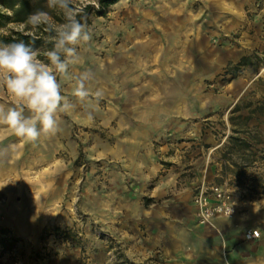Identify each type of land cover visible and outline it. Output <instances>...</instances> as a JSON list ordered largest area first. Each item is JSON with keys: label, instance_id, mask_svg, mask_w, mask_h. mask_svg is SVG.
<instances>
[{"label": "rangeland", "instance_id": "obj_1", "mask_svg": "<svg viewBox=\"0 0 264 264\" xmlns=\"http://www.w3.org/2000/svg\"><path fill=\"white\" fill-rule=\"evenodd\" d=\"M86 25L80 62L58 75L74 105L58 113L59 131L29 142L0 126V162L14 164L0 176V229L19 238L0 264H256L249 252L242 263L212 255L203 229L224 215L203 223L196 197L225 186L234 214L264 206V0H123ZM245 46L251 61L235 77ZM85 70L81 102L72 92ZM12 103L0 83V105ZM238 104L251 118L253 162L231 156L242 168L224 158ZM207 140L228 142L216 151Z\"/></svg>", "mask_w": 264, "mask_h": 264}, {"label": "clouds", "instance_id": "obj_2", "mask_svg": "<svg viewBox=\"0 0 264 264\" xmlns=\"http://www.w3.org/2000/svg\"><path fill=\"white\" fill-rule=\"evenodd\" d=\"M48 7L62 13L64 22L54 26L44 11L34 12L27 19L33 28L47 26L52 33V47L42 53L45 59L23 40L0 42V83L13 101L11 106L0 105V126L29 142L37 141L42 135H55L59 131L58 113L74 107L62 94L58 75L68 74L69 66L80 62L77 45L91 39L87 25L80 18L83 9L78 11L72 0H48ZM92 78L90 70L74 76L72 95L79 101L89 97L87 84ZM95 96L102 99V90H97ZM88 119H92L91 113ZM254 234H258L256 229L249 238Z\"/></svg>", "mask_w": 264, "mask_h": 264}, {"label": "trees", "instance_id": "obj_3", "mask_svg": "<svg viewBox=\"0 0 264 264\" xmlns=\"http://www.w3.org/2000/svg\"><path fill=\"white\" fill-rule=\"evenodd\" d=\"M119 0H98V6L89 4L85 6L83 12L81 13V20L86 24V21L90 14H96L97 16H104L107 14L108 8ZM44 11L49 14V17L53 19L52 24L59 25V23L64 22V17L56 9L48 7V0H0V42H13L23 40L26 43L31 44L35 49L41 53V58L45 59L42 53L50 49L52 44L50 43L52 33L48 30L47 26H41L38 28H33L27 23V19L30 14ZM22 25V28H16L15 26ZM251 61L250 56H244L241 62L230 70V74H233L235 77L238 76V68L246 66ZM240 105L238 104L234 110L231 117L233 124V134L230 136L232 141L231 146H227V151L225 152L224 158L227 160H232V164L235 167L242 168L243 164L250 165L253 162L251 155L246 152V149L251 145L248 142V138L242 134L246 131L248 121L251 119L250 116H244L243 114H236L240 111ZM257 110H252V113H256ZM237 119V122H236ZM239 152L242 159V163L233 160L232 154ZM228 165L224 166V172L228 169ZM9 231L5 228L0 229V260L5 256L9 251L13 250V247L19 241V238L5 237ZM4 235V236H3ZM122 264H135L128 257H124Z\"/></svg>", "mask_w": 264, "mask_h": 264}, {"label": "crops", "instance_id": "obj_4", "mask_svg": "<svg viewBox=\"0 0 264 264\" xmlns=\"http://www.w3.org/2000/svg\"><path fill=\"white\" fill-rule=\"evenodd\" d=\"M242 55L239 56V61L250 52L249 47L245 46ZM262 49V48H261ZM230 58H227V62ZM255 125V124H253ZM135 129L139 126L134 125ZM134 144L139 143L141 140H132ZM145 141V140H142ZM211 150H218L228 140H207ZM218 164V163H217ZM213 170L212 166L210 167ZM223 168V164L217 165L216 171L219 172ZM215 171V168L214 170ZM214 173V172H212ZM263 191V188H260ZM247 203L240 204L238 211L233 216H220L214 218L209 225L204 227L206 240L209 243L208 248L215 257H222L228 262H243L247 252L250 253V258L256 264L262 262L264 259V206H260L259 214L251 216L252 211ZM254 226L259 228L262 232V237L257 240L249 241L246 239V229ZM202 231V229H200Z\"/></svg>", "mask_w": 264, "mask_h": 264}, {"label": "built area", "instance_id": "obj_5", "mask_svg": "<svg viewBox=\"0 0 264 264\" xmlns=\"http://www.w3.org/2000/svg\"><path fill=\"white\" fill-rule=\"evenodd\" d=\"M212 191L214 192L213 195L203 192L196 197V203L199 206V215L203 223L220 215L232 216L235 212L236 203L231 201L232 196L228 194L229 190L225 186H212ZM252 230L253 228H250L246 231L245 237L247 240L252 241L262 237L261 230L256 229L258 234H254L249 238Z\"/></svg>", "mask_w": 264, "mask_h": 264}, {"label": "bare ground", "instance_id": "obj_6", "mask_svg": "<svg viewBox=\"0 0 264 264\" xmlns=\"http://www.w3.org/2000/svg\"><path fill=\"white\" fill-rule=\"evenodd\" d=\"M123 0H119L117 3H115L114 5H117V4H119V3H121ZM199 15H194L193 16V18L194 17H198ZM194 20V19H193ZM152 44V45H151ZM144 46H143V48L144 49H146L147 47H152L153 46V43H151V42H144V44H143ZM14 166V164L11 162V163H7L5 160H2L1 162H0V176L4 173L3 172V170H5L6 168H9V167H13ZM44 192V187H42V188H40L39 189V194L40 193H43ZM49 193V195L51 194V192H48ZM38 194V195H39ZM38 195H36V198H37V196ZM16 196H14V195H11L10 196V201L11 202H15V200H16ZM47 199V198H46ZM15 210V209H14ZM14 210L11 208V209H9L8 211L10 212V214H8V212H7V217H9V218H11V221L12 222H14V223H17V225H20V227H21V224H24V223H26L27 221H26V219L25 218H23V216H16V214L14 213ZM0 213H2V212H0ZM6 214V213H5Z\"/></svg>", "mask_w": 264, "mask_h": 264}]
</instances>
